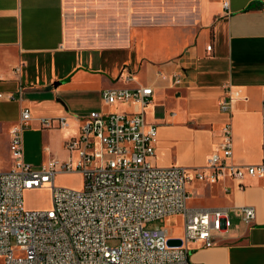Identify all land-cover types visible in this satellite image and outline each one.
<instances>
[{
    "label": "crops",
    "instance_id": "obj_1",
    "mask_svg": "<svg viewBox=\"0 0 264 264\" xmlns=\"http://www.w3.org/2000/svg\"><path fill=\"white\" fill-rule=\"evenodd\" d=\"M175 73L183 76L179 85ZM137 85L154 90L145 112L157 125L155 165L205 166L219 151L226 123L233 138L229 161L260 164L264 0H230L228 8L223 0H0V170L12 166L10 131L24 106L32 109L24 160L40 166L69 152L32 155L36 135L51 141L57 134L62 146L85 114L134 112L137 105L107 103L101 91ZM58 116H66L64 127L42 126V117ZM189 190L199 200L193 207L225 206L230 219L227 230L213 231L212 246L188 243L190 264H264V176L246 173L241 183L228 174L215 183L194 179ZM243 205L256 208L251 223L242 218ZM172 216L182 219L169 233L170 243L179 244L183 216Z\"/></svg>",
    "mask_w": 264,
    "mask_h": 264
},
{
    "label": "built area",
    "instance_id": "obj_2",
    "mask_svg": "<svg viewBox=\"0 0 264 264\" xmlns=\"http://www.w3.org/2000/svg\"><path fill=\"white\" fill-rule=\"evenodd\" d=\"M223 5L228 8L230 0H223ZM22 67L20 63L14 69L20 73ZM173 77L175 84L182 83L180 73ZM153 93L150 85L103 88L105 102L133 103L137 109L93 111L81 116L79 134L65 141L68 158H51L40 166L24 160V130L32 109L23 107L20 122L10 131L12 166L0 170L3 264H190L189 242L199 240L212 246L213 231L227 230L228 207L190 206V183L194 179L215 183L224 174L240 183L246 173L264 176V159L247 166L231 163L232 128L226 123L219 151L209 156L205 166L155 165L157 125L148 123L145 112ZM8 96L14 98L13 94ZM231 97L223 98L222 109L230 110ZM262 114L264 119V101ZM66 123V116L41 118L46 128ZM75 150L76 165L72 158ZM74 171L81 173L80 188L56 185L58 173ZM43 186L51 188V207L26 208L25 191ZM240 211L247 224L256 218L253 205H243ZM176 214L183 216L179 244L170 243L168 227L147 226L150 220Z\"/></svg>",
    "mask_w": 264,
    "mask_h": 264
},
{
    "label": "rangeland",
    "instance_id": "obj_3",
    "mask_svg": "<svg viewBox=\"0 0 264 264\" xmlns=\"http://www.w3.org/2000/svg\"><path fill=\"white\" fill-rule=\"evenodd\" d=\"M53 128V127H52ZM59 129V127H56ZM68 131H64L66 133ZM80 132V126L79 130L74 133L73 135H78ZM63 133V134H64ZM71 133V132H70ZM50 147V148H49ZM30 149V153L32 155L38 154L39 152H42L44 155H52L57 154L58 151H60V155L66 156L67 148L65 147V142L63 145H60L59 138L56 135H52L51 141L49 139L44 138L41 140L40 136L36 135V138L33 142H31L28 146ZM69 156V154H68ZM67 156V158H68ZM65 157V159H67ZM73 163L76 165V162L78 160V151L75 150L72 153ZM36 166L34 162H29ZM56 185L58 186H64V187H72V188H80L82 185V176L81 173L78 171L70 172V173H58L56 175ZM24 200H25V206L26 208L31 209H43V208H50L52 205V192L51 188L49 186H43L40 188H34V189H28L24 193ZM199 203L198 197H196L194 194L190 197L188 204L190 206H195ZM178 224H182V219L180 216H169L165 219H154L147 222V226L149 228H158L162 226H166L169 228V233H172L174 231V227ZM113 242H110L112 244ZM4 257L0 256V264H3Z\"/></svg>",
    "mask_w": 264,
    "mask_h": 264
},
{
    "label": "trees",
    "instance_id": "obj_4",
    "mask_svg": "<svg viewBox=\"0 0 264 264\" xmlns=\"http://www.w3.org/2000/svg\"><path fill=\"white\" fill-rule=\"evenodd\" d=\"M169 241H170V239H169Z\"/></svg>",
    "mask_w": 264,
    "mask_h": 264
}]
</instances>
